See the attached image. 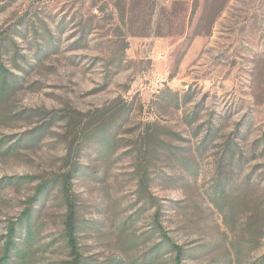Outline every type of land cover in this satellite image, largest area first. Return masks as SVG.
<instances>
[{
	"label": "rangeland",
	"instance_id": "374dc122",
	"mask_svg": "<svg viewBox=\"0 0 264 264\" xmlns=\"http://www.w3.org/2000/svg\"><path fill=\"white\" fill-rule=\"evenodd\" d=\"M117 2L125 8L123 21ZM197 6L182 34L157 36L151 0H0V37L14 38L18 54L33 64L17 58L26 70L19 71L23 87L0 103V139L42 134L32 146L0 155V178H35L0 189V255L8 223L40 181L66 171L69 150L71 159L85 155L89 172L73 179L79 218L90 226L78 232L83 257L91 264H127L141 260L159 241L143 234L153 208L125 230L119 227L139 205L137 157L130 150L136 151L141 140L194 146V126L219 116H225L221 133L244 119L245 141L264 140V0H198ZM11 56L3 58L8 66ZM117 103L132 107L116 131L121 138L116 153L102 158L94 146L81 150L78 126ZM199 103L197 121L189 123ZM42 124L47 127L39 132ZM253 167L264 170V154L246 170ZM204 168L197 180L185 178L187 187L162 179L152 183L150 192L166 206L167 233L189 253L185 264H257L264 253L262 208L251 197L213 200L208 190L214 168ZM160 170L184 175L162 164ZM262 184L257 193L264 206ZM36 208L37 238L23 264H66L70 256L57 189ZM169 256L155 264H172Z\"/></svg>",
	"mask_w": 264,
	"mask_h": 264
},
{
	"label": "trees",
	"instance_id": "16d2710c",
	"mask_svg": "<svg viewBox=\"0 0 264 264\" xmlns=\"http://www.w3.org/2000/svg\"><path fill=\"white\" fill-rule=\"evenodd\" d=\"M135 1V0H134ZM198 0H151V14L154 17L152 30L157 36H169L174 33L180 35L189 26L188 16L196 13ZM119 7L120 19L125 17V8ZM190 23V22H189ZM79 42V41H78ZM35 54L41 57L43 52L39 44L35 42ZM14 38L6 35L0 37V103L13 95L17 90L23 87V78L19 71H26L24 66L20 65L17 58H20L24 64L31 67L33 64L25 56H20L16 51ZM5 53H10L13 64L8 66L3 58ZM10 57V58H11ZM18 71V72H15ZM188 94L184 95V100ZM178 104V97L175 98ZM200 103L195 106L190 114L189 123L197 121L195 115L198 112ZM131 103H117L102 110H96L89 116L85 124L78 126L81 150L86 145L94 146L98 156L110 158L116 153L120 146L121 138L116 136L117 129L122 127L129 117ZM91 118V119H90ZM219 118V119H218ZM208 118L202 123L194 126V136L198 139L194 146L176 147L159 139L148 140L147 137L141 140L133 157L136 158L134 168L136 183V199L139 205L134 211L128 214L119 224L122 230H125L134 218L139 217L145 211L153 208L151 214V223L149 231L143 234L149 239L156 237L159 241L153 243L141 256V260L130 261L127 264H155L167 254L171 255L172 264H185V248L177 244L167 233L163 223L166 212V206L155 197L150 188L157 179H162L172 185L187 187L189 180L184 181L186 177L191 180L197 178L204 171V165L212 164L213 171L210 175L209 193L213 200H243L251 197L257 206H264L262 200L259 201L258 189L263 186L264 170L256 171L253 167L246 170L249 161L258 158L264 154V140L246 142V130L248 128L247 120L242 119L233 130L227 133H221L223 117ZM42 124L37 127L39 132H44L47 126ZM42 137L41 133H36L28 137L19 136L15 141L0 139V155H9L21 146H32L37 139ZM200 137V138H199ZM24 141V142H23ZM262 141V142H261ZM69 150L66 157V171L54 177L40 181L34 189L31 196L26 199V206L22 209L19 216L8 223L7 233L2 242V252L0 255V264H23L27 258L33 242L37 238V225L35 224L38 215L36 205H43L50 191L57 189L59 199L64 206L62 225L63 236L70 256L66 264H91L87 256L83 257L78 243V232L90 228L87 221L79 218L77 196L73 190V179L81 175L89 174L87 163L82 162L85 155L76 154L71 159ZM167 160L166 162H163ZM162 164V169L170 171L178 170L184 175H174L165 173L164 170L158 173V165ZM256 168V169H255ZM256 171V172H255ZM35 179L34 176H3L0 178V189L3 187L21 185L27 181ZM19 239V240H18ZM114 261H120V258H114ZM257 264H264V253L258 257Z\"/></svg>",
	"mask_w": 264,
	"mask_h": 264
}]
</instances>
